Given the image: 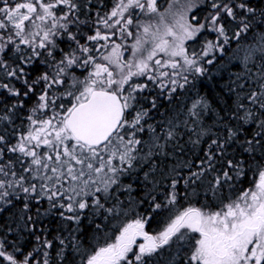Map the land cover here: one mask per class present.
Masks as SVG:
<instances>
[{"label": "snow or ice", "instance_id": "snow-or-ice-1", "mask_svg": "<svg viewBox=\"0 0 264 264\" xmlns=\"http://www.w3.org/2000/svg\"><path fill=\"white\" fill-rule=\"evenodd\" d=\"M89 10L80 0H0V90L17 99L0 112V122L10 126L14 110L23 107L25 99L35 97L26 129L0 134V160L6 153L18 154L15 160L0 163V204L12 205L13 200L22 198L27 211L32 201H47L49 207L43 214L55 212L65 222L60 233L67 232L53 240L47 235L36 236L37 248L26 255L15 246L8 251L9 241L0 238V258L7 264H50L49 250L58 242L56 259L65 260L68 249L69 255L81 257V264H157L156 258L173 246L180 250L187 246L186 252L177 253L183 255L181 264H264V168L253 187L226 203L219 200L215 208L205 204L182 211L170 208L167 221L155 233L145 230L151 214H136L118 228L112 242L85 251L76 235L82 220L89 216L108 220L116 214V206L105 207L113 186L118 190L121 177L154 154H163L161 137L147 124L158 98L190 85V76L206 74L205 65L213 64L216 53H222L230 40L239 41L251 31L257 14L251 0H209L204 21L196 25L188 21L185 5L175 9L170 5L161 13L157 0H113L104 15L97 12L94 20H81L80 15ZM259 14L264 17V9ZM141 15H154L157 23L143 24ZM82 26L91 34H82ZM131 28L136 34L129 47L126 40L134 35ZM204 31L215 34V39H206L199 51L189 52L186 41ZM65 37L66 51L60 48ZM128 51L131 57L125 60ZM240 52L245 71L237 80L246 83L237 84L238 102L229 116L237 126L223 124L227 135L210 140L195 171L184 165L189 168L187 177L172 170L175 175L170 178L164 204L151 196L153 211L176 204L181 180L185 186L206 181V191L214 197L225 185L231 187L234 177L243 175L244 161L225 156L244 125L254 124L257 131L241 142L247 145L243 151L254 154L264 147V32L256 35L253 43L238 48ZM257 60L260 63H255ZM37 61L45 71L31 79L26 69ZM249 65L256 67L255 73ZM77 68L87 72L83 79L76 75ZM134 77L144 82H134ZM14 82H19L23 91ZM149 89L157 90V95L145 96ZM141 99L148 101L150 108L141 106ZM208 108L203 97L193 102L188 116L194 125ZM184 123L187 126V121ZM145 131L150 134L149 141L139 138ZM192 131L197 136L190 141L194 146L209 135L203 127ZM11 136L15 143H9ZM176 136L175 125L169 121L163 138L167 142ZM144 177L147 180L149 172ZM123 187L131 190V185ZM27 220L32 222L33 217ZM101 228L96 224L97 232ZM31 231H36L34 222ZM190 234H198V238ZM138 237L143 242L138 243ZM36 256L42 259L36 260ZM168 264H176L172 253Z\"/></svg>", "mask_w": 264, "mask_h": 264}, {"label": "trees", "instance_id": "trees-1", "mask_svg": "<svg viewBox=\"0 0 264 264\" xmlns=\"http://www.w3.org/2000/svg\"><path fill=\"white\" fill-rule=\"evenodd\" d=\"M170 0H159L158 3L162 8ZM24 2V0H18ZM81 4H88L89 11L86 14L80 15L81 20L91 18L95 19V14L98 12L100 15L107 13L113 6V0H80ZM253 7L257 8L255 20L252 22V30L246 35L242 36L239 41L230 40L224 46V51L217 52L216 58L211 65H205L208 69L203 76L196 75L195 78L189 77L191 84L187 85L184 89H178L171 96L160 97L157 100V108L150 112V118L147 124H151L156 129V134L161 137L159 143L164 145L163 154H154L147 163L141 162L129 174L121 177V187L117 190L113 186L111 191V198L105 203V207H117V212L110 216L108 220H103L100 216L85 218L79 225V231L76 235L83 243L86 252L92 251L94 248L103 246L106 242H112L118 228L124 223L129 222L136 218V214L148 216L151 214L149 223L146 225V231L155 233L159 231L167 221L170 215V208L173 211H182L189 206L201 207L205 204L211 205L213 208L217 206L219 200L225 203L230 198H235L242 190L254 186L258 180L259 171L264 168V147L258 148L255 153H245L244 147L241 142L250 139L257 128L254 124L244 125L241 133L238 135V140L231 143L227 149L225 159H235L244 161L243 175L234 177V183L231 187L225 185L223 189L213 196L212 193L207 192V183L197 182L195 185L185 186L183 180L177 185L176 191L178 192L177 202L174 206L168 208L162 207L156 211L151 207V196L156 197V202L162 205L165 202V195L169 191L170 178L179 173V176L187 177L189 175V168L184 165H189L193 171L196 170V164L199 159L203 158L204 152L207 149L208 143L211 139H215L217 135L225 137L227 135L223 124L227 123L230 127H236V120H229V116L235 111L237 101L236 92L239 91L237 84L246 83L245 80H237L245 69L241 61L242 52L238 53V48L242 49L245 45L254 42V37L259 33L264 32V17L259 14L260 9H264V0H251ZM209 11V0H202L191 12V18L197 22H203L204 17ZM83 12V9H82ZM142 16V15H141ZM139 16V19L141 18ZM136 34V29L131 28ZM72 31H76L75 28ZM234 27L229 29L231 36ZM81 33L91 34L89 28L81 27ZM132 36V37H133ZM133 38L128 37L126 41L131 42ZM206 39H215V34L204 31L199 34L194 40L187 41L185 47L189 52L195 50L199 51ZM83 42V41H81ZM117 39V43H120ZM128 44V43H127ZM127 46L130 47V44ZM23 47V46H22ZM60 48L63 50L68 49V41L65 37L63 42L60 43ZM59 56V53H57ZM208 58H211L208 57ZM255 63H260L258 60ZM252 73L256 72V67L249 65ZM30 72L31 79H35L40 72L45 71L44 67L37 61L33 66L26 69ZM76 75L81 79L87 72L83 69L77 68ZM134 82L143 83V78H133ZM17 88H23L19 82H14ZM244 92L248 91V87L243 89ZM39 92V88L37 89ZM157 95V90L149 89L144 95L148 96ZM205 98L208 102L209 108L205 111L199 119L198 124H193L192 118L188 116V109L192 106L193 102L198 98ZM151 98V97H149ZM35 97L32 96L24 100L23 107L14 110L13 122L10 126H5L0 122V134H11L13 129L17 131H24L27 127V116L29 115V108L33 105ZM0 112L4 108L11 107L17 102L15 97H10L7 93L0 90ZM66 103V101H64ZM141 106L150 108L148 101L141 99ZM131 119V113L127 116ZM169 121L175 125L177 133L175 140H164L165 130L168 128ZM187 121V126L185 125ZM196 128L197 131L201 127L209 130V135L204 136L200 143L194 146L190 141L196 140L197 136L193 133L192 129ZM140 139L149 141L150 134L145 131L140 134ZM9 143H15V137L11 136ZM147 150V145L145 151ZM18 154L6 153L0 163H5L9 159L15 160ZM17 165V170H19ZM154 169V171H153ZM175 169V173H173ZM149 172V177L145 180L144 173ZM208 177L207 179H210ZM124 185H131V190L124 188ZM150 193V195H146ZM24 200L15 199L12 205L0 204V238H6L9 241L8 251L13 250V246L19 248L25 255L32 252L37 248L36 236L47 235L49 240H53L58 234L67 235V232L60 233V229L64 227V223L55 212L44 215L49 205L47 201H42L37 204L35 201L30 203L29 210L25 211L23 208ZM37 208H39L41 215L37 216ZM127 212L125 215L124 213ZM28 216L33 217V221L27 220ZM36 224V231H31V224ZM96 224H101V231H96ZM75 227V225H73ZM11 229V232H9ZM191 236L198 237V234H190ZM59 243L55 242L54 247L49 250L50 264H81V257L75 253L68 254L70 250H65L66 259L60 261L56 259V252L59 250ZM43 251V249H41ZM186 252L187 246L183 250L173 246L166 249L162 255L157 259V264H168L169 253L176 256V264H181L183 255L177 256L178 252ZM18 259H23V256L18 255ZM42 256H36V260H41ZM0 264H7L0 258Z\"/></svg>", "mask_w": 264, "mask_h": 264}, {"label": "rangeland", "instance_id": "rangeland-1", "mask_svg": "<svg viewBox=\"0 0 264 264\" xmlns=\"http://www.w3.org/2000/svg\"><path fill=\"white\" fill-rule=\"evenodd\" d=\"M158 1L159 0H157L158 11L161 12V13H164L166 9H169L170 5L173 7V9L178 8L181 5H185V7H186V16H187L188 21L190 23H192L193 25H196L195 21L192 20V19L196 20V17L195 18H191V12L196 8V6H198L202 2V0H170L162 8L160 7ZM166 17H167L168 21L171 22V17L168 16L167 14H166ZM140 21L143 24H149L150 23V24L155 25L157 23V17H155L154 15L153 16L142 15L141 18H140ZM131 38H133L132 41L130 43L127 42L128 44H130V46L133 43V40H134L135 37L133 36ZM126 41H128V40H126ZM127 43H126V45H128ZM186 43H187V41H186ZM186 43H185V45H186ZM130 57H131V52L130 51L124 53V59L125 60L129 59ZM137 241H138V243L143 242L141 237H138Z\"/></svg>", "mask_w": 264, "mask_h": 264}]
</instances>
